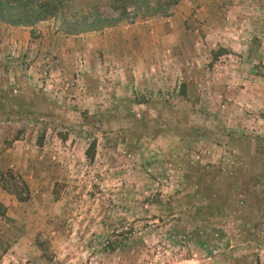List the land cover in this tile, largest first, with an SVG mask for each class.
Masks as SVG:
<instances>
[{
  "label": "rangeland",
  "instance_id": "374dc122",
  "mask_svg": "<svg viewBox=\"0 0 264 264\" xmlns=\"http://www.w3.org/2000/svg\"><path fill=\"white\" fill-rule=\"evenodd\" d=\"M0 264H264V0L0 21Z\"/></svg>",
  "mask_w": 264,
  "mask_h": 264
},
{
  "label": "trees",
  "instance_id": "16d2710c",
  "mask_svg": "<svg viewBox=\"0 0 264 264\" xmlns=\"http://www.w3.org/2000/svg\"><path fill=\"white\" fill-rule=\"evenodd\" d=\"M182 0H0V21L12 27L34 28L56 20L67 36L102 32L128 21L131 25L170 18ZM95 144L86 152L94 159ZM115 251L114 247H109Z\"/></svg>",
  "mask_w": 264,
  "mask_h": 264
}]
</instances>
